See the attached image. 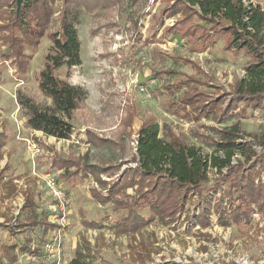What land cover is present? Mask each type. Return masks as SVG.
I'll use <instances>...</instances> for the list:
<instances>
[{
  "label": "rangeland",
  "instance_id": "374dc122",
  "mask_svg": "<svg viewBox=\"0 0 264 264\" xmlns=\"http://www.w3.org/2000/svg\"><path fill=\"white\" fill-rule=\"evenodd\" d=\"M255 2L264 7V0ZM105 6L107 5L104 4L93 12L85 10L80 17L77 29L81 42L82 65L73 68L62 67L58 71L59 77L84 87L89 93L86 103L73 118L76 130L69 141L52 139L50 142L53 143L48 145L43 142L37 155L38 150L32 148L35 143L33 136L28 129L24 130L25 112L17 103L18 93L21 91L42 105L52 104L39 90L37 75L44 68L45 56L53 45L49 34L59 30L62 0H56L52 5L55 11L53 24L42 33L43 37L37 49L24 47L25 54L29 56L25 74H17L11 61L3 62L0 58V132L5 131L8 135V143L3 150L4 160L0 163L5 164L9 159L12 167L18 165L23 173L27 169L25 164L32 163L35 180L25 176L26 187H33L35 191L37 212L47 217L49 222L57 224V227L47 230L44 227L33 231L25 228V234L13 239H5L1 231L0 246L11 242L21 244L22 248L30 246L31 252L38 251L32 254L21 251L20 247L18 261L14 264H68L83 236L93 244H99L94 264H141V260L135 259L133 253L136 250L141 251L140 246L135 250L140 236L136 234V241L126 235L117 237L111 227L127 212L116 210L112 202L103 206L94 201L90 189L99 186L91 177L66 180L62 172L52 169L51 148L63 157L73 158H80L91 149L94 162H103L106 159L116 161L123 153V162H127L136 154L137 133L146 121L157 126L160 138L169 140L167 136L173 132L189 146L201 147L202 153L208 154L212 147L206 146L204 141L198 138V134L218 139L220 136L214 134L210 128L220 124L213 119L208 122L205 119L197 121L189 108L179 105L178 99L184 96L183 94L192 92L195 86L182 88L180 92L171 94L164 84L176 83L183 79V76L196 73L191 65L184 62L185 58L201 66L204 71L201 77L209 82V87L204 89L211 95L230 92L236 80L245 76L248 65L246 56H234L224 52L220 38L205 51L194 50V45L190 43L183 45L177 52L169 49L167 41L179 43V40L177 37H165L164 30L173 26L181 14L169 17L165 11L169 6L167 0H120L112 7L104 8ZM136 22L138 29L135 27ZM3 49L6 50L5 47ZM166 70H174L177 75H158ZM143 86L148 89L150 97L140 91ZM131 107L135 109L136 117L127 131L131 136H127L124 135V120ZM242 108L243 105H240V109ZM240 111L237 110L234 119L226 121L221 127H229L238 122L246 135H257L255 141L259 144V140L264 138V108L249 109L245 115ZM88 128L104 138L122 143L124 152L115 149L117 152L113 153L111 147L91 148L85 132ZM42 149L46 152L42 153ZM260 151L262 150L257 149L255 154L264 152ZM245 159L243 156L239 162ZM250 163L246 162V165ZM136 166L135 163L126 164L114 178L104 176L103 179L120 180L128 168ZM11 172L9 169L3 172L2 176L14 177L18 169H15L13 175L9 174ZM225 173L227 170L223 172ZM219 177L216 171L208 174L210 183H214ZM49 178H54L63 192V208L47 186ZM25 182L23 181V189L26 188ZM228 185H225L226 188ZM137 190L138 185L129 187L127 195L133 196ZM20 198V201L16 200L10 205L11 216L8 219L12 225L17 221L24 223L27 220L25 214H20L24 204L23 197ZM226 199L227 201L222 200L220 204L226 209V213L230 214L234 204L229 203V198ZM219 200L221 199L217 194L209 198L213 212L210 215L211 224L206 228L201 227L198 222L205 200L197 192L192 197L189 196L186 207L178 215L176 223L163 225L155 221L147 227L144 230L145 242L154 241L151 252L155 253L152 258L150 255L151 261L147 259V264H264V216L254 208L249 224L243 223L238 227L231 223L224 226L214 209ZM80 209L84 210L88 220L99 222L101 228L88 229L83 226ZM140 213L144 216L149 214L146 208H141ZM56 239H59L60 245L56 255H53L48 251L47 245ZM3 264L12 263L4 260Z\"/></svg>",
  "mask_w": 264,
  "mask_h": 264
},
{
  "label": "trees",
  "instance_id": "16d2710c",
  "mask_svg": "<svg viewBox=\"0 0 264 264\" xmlns=\"http://www.w3.org/2000/svg\"><path fill=\"white\" fill-rule=\"evenodd\" d=\"M246 1L247 4L244 0H167L169 6L165 11L169 17L179 14L181 17L173 26L165 28V37H177L179 41L184 39L194 45L192 47L196 51H204L217 38L223 37L224 51L235 56L244 53L251 58L244 78L237 80L230 92H218L215 97L204 89L209 87V82L201 77L204 75L201 66L188 58L184 59L186 64L195 69L196 74L185 75L178 82H168L164 86L171 94L180 92L182 88L196 87L189 94H183L178 103L184 108H189L197 121L213 118L218 123L225 124L226 121L234 119L241 103L244 107L240 112L244 115L248 109L264 108V9L251 0ZM55 2L56 0H26L18 10L15 0H0V58L3 62L11 61L17 74H25L29 63V56L25 54L24 47L36 50L43 37L42 33L53 24L55 11L52 5ZM62 2L59 30L49 34L53 45L45 56L44 68L37 75L39 90L51 99L53 104L42 105L21 91L18 93L17 102L25 112L29 128L58 140H71L76 130L73 123L74 113L82 109L89 93L84 87L59 77L58 71L62 67L73 68L82 65L81 42L77 29L82 12H93L104 4L107 5L104 8L112 7L120 0ZM135 27L138 29V22ZM158 75L175 76L177 72L166 70ZM135 117L136 111L131 107L124 120V135L131 136L127 131ZM210 130L220 137L217 139L198 134V138L204 141L206 146L212 147L211 156L209 152L202 153L201 147L189 146L173 132L168 134L169 140L160 138L157 126L145 121L137 133L136 154L127 162H123V153L116 161L106 159L103 162H94L91 149H88L80 158L56 155L52 160V167L64 170L66 180L91 177L99 186L90 189L94 201L103 206L112 202L116 210L127 212L112 224L115 235L130 236L136 241L138 234L140 241L136 243L135 250L140 246L150 258L154 241L146 243L145 237L142 240L144 230L155 221L163 225L176 223L178 215L186 207L189 196L192 197L196 192L205 200L198 218L201 227L206 228L211 224L210 215L213 211L209 204L210 193L223 184H229L228 188H225L224 196L229 198L230 204H234L230 214H227L220 204L222 198L214 208L224 226L231 223L238 227L243 223L249 224L254 211L253 205L264 216V152L256 155L250 143H238L239 137L246 135L239 123L223 128L211 127ZM85 132L91 148L111 147L113 153L120 149L124 152L122 143L104 138L90 128ZM249 135L254 138L257 136ZM121 139L125 142L123 137ZM259 143L264 147L263 137ZM5 145L6 134L3 132L0 133V159L3 157L2 149ZM237 154L246 159L234 165L232 160ZM246 162L251 163L247 166ZM129 163H135L137 166L128 168L122 179H103L104 176L114 178ZM209 166L218 169L220 177L218 176L214 183H210L208 179ZM225 168L227 173L223 174L222 170ZM3 179L4 177L0 176V181ZM134 185H138L136 194L127 195V189ZM3 187L6 189L5 198L12 197L16 192L13 179L6 180ZM25 194L26 202L21 212L27 215V221H17L15 225L10 222L0 223V229L5 228L9 230L10 235H14L25 228L34 230L37 227H57V224L49 222L48 218L40 219L35 209L32 189L27 190ZM141 208L148 210V216L140 213ZM79 213L83 226L88 229L101 228L99 222L85 217L83 209H80ZM98 246V242L93 244L83 236L75 249L74 258L68 264H94L95 249ZM17 248V244H2L0 264H3L4 260L10 263L17 261ZM21 251L32 254L38 252H31L30 246L23 247Z\"/></svg>",
  "mask_w": 264,
  "mask_h": 264
},
{
  "label": "crops",
  "instance_id": "0c3cea01",
  "mask_svg": "<svg viewBox=\"0 0 264 264\" xmlns=\"http://www.w3.org/2000/svg\"><path fill=\"white\" fill-rule=\"evenodd\" d=\"M253 3L254 4H256V2H255V0H253ZM258 5H260V6H263V5H261L259 2L257 3ZM263 9H264V7H263ZM220 39H222L221 41H222V48H223V46L225 45V40H224V38L223 37H219ZM172 41L170 40V41H167V43L168 44H170ZM174 42V41H173ZM178 42H181L180 44H179V46H180V48L178 49V48H172L171 46H170V48L169 49H173V50H175L174 52H177V51H179L181 48H182V46L183 45H186L187 44V42H186V40H181V41H178ZM186 42V43H185ZM211 46V45H210ZM207 49H209V48H207ZM207 49H205V50H207ZM204 50V51H205ZM171 52H173L172 50H171ZM224 52H226V51H224ZM229 54H232V53H230V52H228ZM233 55V54H232ZM246 56L244 53H242V54H240L239 56ZM235 56V55H234ZM246 58H247V60H248V64H249V62H250V60H251V58L250 57H248V56H246ZM16 71V70H15ZM194 73H192V75H193ZM196 74V73H195ZM242 79V78H241ZM238 80H240V79H238ZM237 81V80H236ZM236 83V82H235ZM161 90H162V88H161ZM162 91H164V90H162ZM166 92V91H165ZM210 94V93H209ZM211 95V94H210ZM211 96H214L215 97V95H211ZM48 99V98H47ZM49 100H51V99H49ZM52 101V100H51ZM18 103V102H17ZM52 104H53V101H52ZM52 104H50V105H52ZM19 105V104H18ZM241 106L243 105V103H241L240 104ZM240 105H239V107H238V110H241L242 111V109H240ZM226 105L224 104L223 105V107H225ZM243 107H244V105H243ZM81 110V109H80ZM80 110H78V111H80ZM249 110V109H248ZM256 110V109H255ZM77 111V112H78ZM77 112H75L74 113V116L76 115V113ZM242 114H243V112H242ZM1 116V115H0ZM205 118H203V119H201V120H204ZM211 119H213V118H211ZM211 119H205V120H207V122L208 121H211ZM214 120V119H213ZM200 121V120H199ZM73 123H74V119H73ZM238 123V122H237ZM25 124H26V120H25ZM220 124V123H219ZM221 125H223V124H220V126H218V127H221ZM25 128H24V130L25 129H28V131H29V133H30V135L31 136H33V138H34V141H35V143L34 144H32V148L34 149V150H38V153H37V155H39V153H40V151H41V145H43L44 143L46 144V145H48V144H50V143H53V142H50L52 139L53 140H57V141H63V140H58V139H56L55 137H49V136H46L43 132H41V131H35V130H32L31 128H29L28 127V125L26 124L25 126H24ZM5 133L6 134V145L4 146V148L7 146V143H8V135H7V133L5 132V131H1L0 133ZM27 140H29V139H27ZM64 141H69V140H64ZM44 142V143H43ZM4 148L2 149V155H3V150H4ZM52 149V159H51V168L52 169H55V168H53L52 167V160H53V158H54V156H56V155H60L61 156V154L60 153H58V152H56L55 150H53V148H51ZM50 150V149H49ZM44 152H46V150H44V149H42V153H44ZM63 157V156H62ZM65 158H67V157H65ZM4 160V157H2L1 159H0V162L1 161H3ZM34 163V162H33ZM6 166H8L7 167V169H6ZM25 166L27 167V169H26V171L23 173L22 172V168H20L18 165H14L13 167H12V164H11V162H9V159L5 162V164H1L0 163V176H2V173L3 172H5V171H9V169H11V173H9L10 175H13V172H15V169H18V173H16V174H14V177H10V178H7V177H4V179L2 180V181H0V223H6V222H10V219H8L11 215V207H10V205H11V203H14L16 200H18V201H20V196L21 197H23V199H24V204H25V202H26V192H27V190H29V189H32V192L34 193V196H35V198H36V195H35V191H34V189H33V187H30V186H28V187H26L27 185V183L25 182V180H24V177L25 176H27V177H33L32 178V181L33 180H35L34 179V173L32 172V169L34 168V166H33V168H32V163L31 162H27V164H25ZM12 167V168H11ZM56 171H59V172H62L63 173V175H64V170H57V169H55ZM39 173V172H38ZM40 174V173H39ZM7 178V179H6ZM9 180V179H13L14 180V183L16 184V192L14 193V195L12 196V197H10V198H5V192H6V189H4V187H3V185H4V182H6V180ZM23 181L25 182L24 184H25V189H23ZM18 183V184H17ZM2 198H5V199H2ZM35 202H36V200H35ZM24 204H23V206H24ZM22 206V207H23ZM22 207H21V209H22ZM35 209H37V204H36V208ZM80 211V210H79ZM36 212H37V210H36ZM43 212V211H42ZM38 213V212H37ZM47 213V212H46ZM20 214H23L22 212H21V210H20ZM39 214V217H40V219H44V218H47V217H45V216H42V215H40V213H38ZM41 214H43V213H41ZM24 215V214H23ZM26 217H27V215H25ZM27 221V220H26ZM49 221V220H48ZM23 223V222H22ZM38 228V227H37ZM39 228H41V227H39ZM36 229V228H35ZM30 230V229H29ZM47 230V229H46ZM2 231V235H4V238L5 239H9V238H14V237H16V238H18L19 237V235H23V234H25V233H23V229H21V230H19V231H17V233L16 234H14V235H10L9 234V230H7V229H5V228H1L0 229V232ZM31 231H33V230H31ZM4 232L6 233V234H4ZM144 236H145V234H144ZM143 236V237H144ZM12 244H14V243H9L8 245H12ZM18 245V248L16 249V255H17V257L19 258V252L18 251H20V249L22 248V245L21 244H17ZM21 247V248H20ZM96 250V249H95ZM141 250V249H140ZM133 253H134V258L136 259H139V260H141V264H147V259H149L150 261L152 260L151 258L153 257V255L155 254V253H152L151 254V258H148V256H147V254H146V252H144V251H137V253H136V251H133ZM74 258V256L69 260V262L72 260ZM96 259V258H95ZM17 261H18V259H17ZM17 261H15V262H17ZM14 262V263H15ZM14 263H12V264H14Z\"/></svg>",
  "mask_w": 264,
  "mask_h": 264
},
{
  "label": "built area",
  "instance_id": "2783aa9c",
  "mask_svg": "<svg viewBox=\"0 0 264 264\" xmlns=\"http://www.w3.org/2000/svg\"><path fill=\"white\" fill-rule=\"evenodd\" d=\"M244 2H245V4H247V1L246 0H244ZM252 3H253V1H252ZM169 45L172 48H175V49L179 47V44L177 42H171ZM140 91L143 92V93H146V95H148V97L151 96L150 93L148 92V89L146 87H144V86L140 88ZM255 140L256 139L253 138V137H251V136H248V135L242 136L241 135L239 137V139H238V143L239 144L250 143L252 149L253 150L255 149L254 150L255 152H256L257 149H260V150L264 151V149H263L264 147L262 145H260L259 142H258L259 144H257ZM262 151H260V152H262ZM212 152H213V150L209 152L210 153V156L212 155ZM242 157L243 156L241 154H237L233 158L232 164H234V165L237 164L239 161H241L240 159ZM242 162H244V161L242 160ZM226 170H227V168L223 169L222 170V173L224 171H226ZM212 171H216L217 176H219L218 169L209 166L208 174H210V172H212ZM262 179L264 180V175H262ZM47 186H48L49 190L54 194L55 198L59 201V203L62 205V208H63V205H64V195H63V192L59 189L58 183L56 182V180L54 178H49L48 181H47ZM225 188H226V186H225V184H223L221 187H219L218 189H216L217 190L216 191L217 193H215V191L214 192H211L210 193V196L211 195L212 196H215V194H217L218 197H219V199L222 198L224 201H227L226 197L224 196L225 195ZM253 207L256 208L255 206H253ZM59 245H60V241H59V239H56L55 242L50 243V244L47 245V249H48V251L50 253H52L53 255H56V252H57V249H58L57 247Z\"/></svg>",
  "mask_w": 264,
  "mask_h": 264
},
{
  "label": "water",
  "instance_id": "95a60500",
  "mask_svg": "<svg viewBox=\"0 0 264 264\" xmlns=\"http://www.w3.org/2000/svg\"><path fill=\"white\" fill-rule=\"evenodd\" d=\"M17 3V9L20 10L21 6L24 4L26 0H15Z\"/></svg>",
  "mask_w": 264,
  "mask_h": 264
}]
</instances>
